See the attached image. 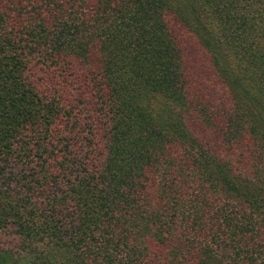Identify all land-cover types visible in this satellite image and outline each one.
Segmentation results:
<instances>
[{"label":"trees","instance_id":"trees-1","mask_svg":"<svg viewBox=\"0 0 264 264\" xmlns=\"http://www.w3.org/2000/svg\"><path fill=\"white\" fill-rule=\"evenodd\" d=\"M0 264H264V0H0Z\"/></svg>","mask_w":264,"mask_h":264}]
</instances>
